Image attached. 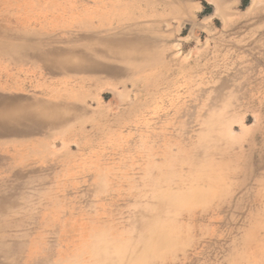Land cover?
<instances>
[{"label": "rangeland", "instance_id": "rangeland-1", "mask_svg": "<svg viewBox=\"0 0 264 264\" xmlns=\"http://www.w3.org/2000/svg\"><path fill=\"white\" fill-rule=\"evenodd\" d=\"M0 102V264H264V0H0Z\"/></svg>", "mask_w": 264, "mask_h": 264}, {"label": "bare ground", "instance_id": "bare-ground-1", "mask_svg": "<svg viewBox=\"0 0 264 264\" xmlns=\"http://www.w3.org/2000/svg\"><path fill=\"white\" fill-rule=\"evenodd\" d=\"M5 102H0V132L3 129L9 128L16 123L19 125L21 122L37 123L40 126L46 125L47 121L41 111L35 110L33 105L25 104V108L17 109L15 107L6 106ZM18 118H22L18 121ZM15 122V123H14ZM10 130V128H9Z\"/></svg>", "mask_w": 264, "mask_h": 264}, {"label": "crops", "instance_id": "crops-1", "mask_svg": "<svg viewBox=\"0 0 264 264\" xmlns=\"http://www.w3.org/2000/svg\"><path fill=\"white\" fill-rule=\"evenodd\" d=\"M97 9V8H96ZM92 11H97V10H92ZM84 15V14H83ZM90 18V17H89ZM10 137V136H9ZM9 137H6V138H0V148H6V147H8L7 145L10 143V142H8L7 140H8V138ZM4 143V144H3ZM1 144H3V147H1Z\"/></svg>", "mask_w": 264, "mask_h": 264}]
</instances>
